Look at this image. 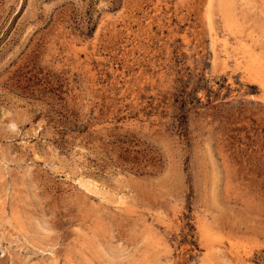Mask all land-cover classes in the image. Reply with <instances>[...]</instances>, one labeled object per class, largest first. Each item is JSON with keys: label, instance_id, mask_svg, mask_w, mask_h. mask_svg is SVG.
Here are the masks:
<instances>
[{"label": "rangeland", "instance_id": "374dc122", "mask_svg": "<svg viewBox=\"0 0 264 264\" xmlns=\"http://www.w3.org/2000/svg\"><path fill=\"white\" fill-rule=\"evenodd\" d=\"M0 264H264V0H0Z\"/></svg>", "mask_w": 264, "mask_h": 264}]
</instances>
